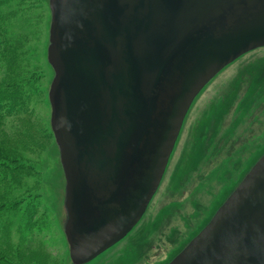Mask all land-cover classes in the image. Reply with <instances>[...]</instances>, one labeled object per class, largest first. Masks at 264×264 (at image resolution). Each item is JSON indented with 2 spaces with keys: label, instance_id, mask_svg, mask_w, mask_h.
I'll return each instance as SVG.
<instances>
[{
  "label": "water",
  "instance_id": "95a60500",
  "mask_svg": "<svg viewBox=\"0 0 264 264\" xmlns=\"http://www.w3.org/2000/svg\"><path fill=\"white\" fill-rule=\"evenodd\" d=\"M64 234L87 264L139 223L202 90L264 48V0H50ZM169 264H264V155Z\"/></svg>",
  "mask_w": 264,
  "mask_h": 264
},
{
  "label": "rangeland",
  "instance_id": "374dc122",
  "mask_svg": "<svg viewBox=\"0 0 264 264\" xmlns=\"http://www.w3.org/2000/svg\"><path fill=\"white\" fill-rule=\"evenodd\" d=\"M50 0H0V264H72L51 128ZM264 155V48L223 69L183 122L132 231L87 264H169Z\"/></svg>",
  "mask_w": 264,
  "mask_h": 264
},
{
  "label": "trees",
  "instance_id": "16d2710c",
  "mask_svg": "<svg viewBox=\"0 0 264 264\" xmlns=\"http://www.w3.org/2000/svg\"><path fill=\"white\" fill-rule=\"evenodd\" d=\"M3 153V151H0V155Z\"/></svg>",
  "mask_w": 264,
  "mask_h": 264
},
{
  "label": "bare ground",
  "instance_id": "6f19581e",
  "mask_svg": "<svg viewBox=\"0 0 264 264\" xmlns=\"http://www.w3.org/2000/svg\"><path fill=\"white\" fill-rule=\"evenodd\" d=\"M54 71V70H53ZM93 261V260H92Z\"/></svg>",
  "mask_w": 264,
  "mask_h": 264
}]
</instances>
